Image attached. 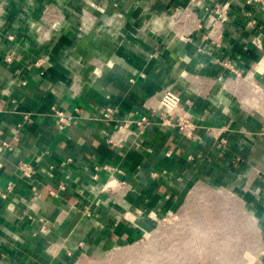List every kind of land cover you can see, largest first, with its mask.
Here are the masks:
<instances>
[{
  "label": "crops",
  "instance_id": "1",
  "mask_svg": "<svg viewBox=\"0 0 264 264\" xmlns=\"http://www.w3.org/2000/svg\"><path fill=\"white\" fill-rule=\"evenodd\" d=\"M217 2L230 14L220 44L204 22ZM167 87L191 135L153 114ZM130 114L148 122L122 135ZM0 163V264L98 262L222 173L260 188L264 223L263 5L0 0Z\"/></svg>",
  "mask_w": 264,
  "mask_h": 264
},
{
  "label": "rangeland",
  "instance_id": "2",
  "mask_svg": "<svg viewBox=\"0 0 264 264\" xmlns=\"http://www.w3.org/2000/svg\"><path fill=\"white\" fill-rule=\"evenodd\" d=\"M225 178L197 182L186 202L157 217L141 239L110 246L90 264H262L261 190L241 177L227 184Z\"/></svg>",
  "mask_w": 264,
  "mask_h": 264
},
{
  "label": "built area",
  "instance_id": "3",
  "mask_svg": "<svg viewBox=\"0 0 264 264\" xmlns=\"http://www.w3.org/2000/svg\"><path fill=\"white\" fill-rule=\"evenodd\" d=\"M246 5H251L254 3H260L264 7V0H245ZM184 10L181 8V11ZM206 12V19L204 20L205 25H208L209 31L207 38H209L212 43L220 44L224 34V24L229 19V4H222L220 2L215 3L214 5L204 6ZM204 25V24H203ZM83 25L80 26V30H83ZM225 65L230 66L234 69L233 65L230 63H225ZM158 103L156 106H152L151 110L154 115L160 119L161 123L164 125H171L180 128L181 131H184L187 135H191L194 129V124L190 123L185 119V116H179V119H176L175 115L180 107L181 97L171 88L167 87L160 91L159 97H157ZM78 111V108H75ZM54 113L60 127H66L71 124V117L67 114L66 111L62 109L55 108ZM111 109H108L105 113V117H110ZM148 122V117L144 116L140 119H135L133 116L128 115L122 123L119 125V132L122 135H127L128 131L131 129L132 125H138L139 127L143 123ZM21 126V125H20ZM123 136H111L108 137V142L116 144L118 140L122 139ZM1 166V163H0ZM20 173L22 176H29L32 172V166L29 163H21L19 166ZM117 179L113 178L108 182L109 186L113 187L117 185ZM172 211L167 212L166 214H171Z\"/></svg>",
  "mask_w": 264,
  "mask_h": 264
}]
</instances>
